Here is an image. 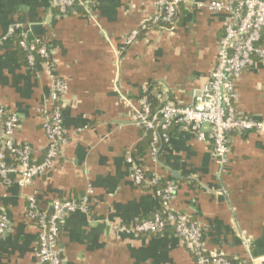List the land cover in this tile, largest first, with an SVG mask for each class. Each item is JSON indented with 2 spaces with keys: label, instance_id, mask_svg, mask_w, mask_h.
Instances as JSON below:
<instances>
[{
  "label": "crops",
  "instance_id": "1",
  "mask_svg": "<svg viewBox=\"0 0 264 264\" xmlns=\"http://www.w3.org/2000/svg\"><path fill=\"white\" fill-rule=\"evenodd\" d=\"M90 1L89 12L77 4L61 15L57 0H0V103L19 114L15 138L35 162L46 153L39 110L53 106L52 79L45 62H25L23 34L51 49L56 73L68 84L66 144L53 168L25 186L19 174L0 180L9 219L0 264H39L38 227L26 216L31 195L40 209L54 199L87 198L86 211L62 218L59 248L68 264H196L173 226L163 235L115 229L153 218L161 207L154 187L133 181L129 153L144 170L177 185L171 205L200 222L209 251L264 264V132L232 134L222 170L211 145L182 127L153 157L147 132L133 122L146 91L158 104L194 102L217 64L227 14L210 10L211 0H183L174 31L150 28L127 43L156 14L154 0ZM236 87L237 109L264 120V60L243 72Z\"/></svg>",
  "mask_w": 264,
  "mask_h": 264
},
{
  "label": "built area",
  "instance_id": "2",
  "mask_svg": "<svg viewBox=\"0 0 264 264\" xmlns=\"http://www.w3.org/2000/svg\"><path fill=\"white\" fill-rule=\"evenodd\" d=\"M182 1L154 0L156 14L149 22L133 30L127 43L133 42L140 33L150 28L174 31ZM90 2L57 0V8L59 14L64 15L80 4L89 12ZM198 4L204 5L201 2ZM205 5L215 13L227 14L224 35L218 46L217 64L210 79L190 104L167 99L154 109L149 96L144 94L139 100V107L135 109L133 122L146 132H152L149 148L153 157L160 151V142L168 144L171 137L169 129L175 125L190 129L198 139L208 142L223 170L229 160L232 134L264 132V120L244 114L236 107V81L243 72L253 68L257 59L264 60V46L260 44L264 31V0H211ZM18 27L19 25L14 26L11 32L17 31ZM19 44L26 53L29 66L34 67L39 61L45 62L52 79L53 102L52 108L44 106L39 110L47 138L46 153L40 162L33 161L27 145H19L16 141L15 134L20 125L19 114L0 103V180L8 183L10 175L19 174V184L25 186L35 177L48 173L62 155L66 144L62 98L68 84L57 75L56 62L46 44L28 42L24 34ZM126 162L131 166V177L137 185L156 189L161 207L153 218L142 219L131 227L116 225L115 229L136 234L163 235L169 226H173L175 234L195 256L196 264H242L221 252L209 251L205 245V230L200 222L172 207L177 189L172 180L163 178L156 172H147L137 164L131 153L127 154ZM162 182L163 187L160 188ZM87 208L88 201L84 198L80 201L54 199L49 209H40L36 195L28 196L26 216L38 227L39 264H68L59 248L62 216L69 212L86 211ZM8 227L7 212L0 204V238L6 234Z\"/></svg>",
  "mask_w": 264,
  "mask_h": 264
},
{
  "label": "trees",
  "instance_id": "3",
  "mask_svg": "<svg viewBox=\"0 0 264 264\" xmlns=\"http://www.w3.org/2000/svg\"><path fill=\"white\" fill-rule=\"evenodd\" d=\"M24 53V52H23ZM24 56H25V62L28 63L27 61V58H26V55L24 53ZM146 94L149 96L150 100L152 101V104H153V108L155 109L159 104H158V100H157V97H155L152 93H151V90L150 91H146ZM157 105V106H156ZM178 128V126H171L170 129H169V134L170 136H172L173 134V130ZM159 133L162 134V130L159 129ZM148 136H147V140H148V143L150 145V142H151V139H152V132L148 131L147 132ZM165 144L160 142L159 144V148L162 149V147L164 146ZM160 153V151H159ZM158 153V154H159ZM160 188L163 187V182L161 183V185H159ZM169 231V230H168ZM165 232H167V230H165Z\"/></svg>",
  "mask_w": 264,
  "mask_h": 264
},
{
  "label": "water",
  "instance_id": "4",
  "mask_svg": "<svg viewBox=\"0 0 264 264\" xmlns=\"http://www.w3.org/2000/svg\"><path fill=\"white\" fill-rule=\"evenodd\" d=\"M65 214H63L62 218L64 217Z\"/></svg>",
  "mask_w": 264,
  "mask_h": 264
}]
</instances>
